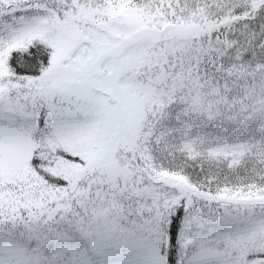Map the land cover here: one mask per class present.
Returning <instances> with one entry per match:
<instances>
[{
  "label": "snow or ice",
  "instance_id": "snow-or-ice-1",
  "mask_svg": "<svg viewBox=\"0 0 264 264\" xmlns=\"http://www.w3.org/2000/svg\"><path fill=\"white\" fill-rule=\"evenodd\" d=\"M264 264V0H0V264Z\"/></svg>",
  "mask_w": 264,
  "mask_h": 264
},
{
  "label": "trees",
  "instance_id": "trees-1",
  "mask_svg": "<svg viewBox=\"0 0 264 264\" xmlns=\"http://www.w3.org/2000/svg\"><path fill=\"white\" fill-rule=\"evenodd\" d=\"M181 242H182V228L180 225H178L177 226V240H176V261H177V264L180 260Z\"/></svg>",
  "mask_w": 264,
  "mask_h": 264
}]
</instances>
